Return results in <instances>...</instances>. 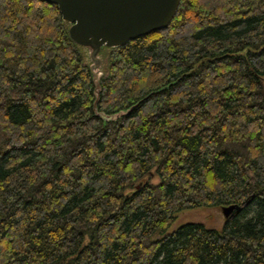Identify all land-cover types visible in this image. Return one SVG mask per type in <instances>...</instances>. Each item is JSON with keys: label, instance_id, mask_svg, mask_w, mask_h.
Returning a JSON list of instances; mask_svg holds the SVG:
<instances>
[{"label": "trees", "instance_id": "1", "mask_svg": "<svg viewBox=\"0 0 264 264\" xmlns=\"http://www.w3.org/2000/svg\"><path fill=\"white\" fill-rule=\"evenodd\" d=\"M68 27L0 0V264H264V0H181L101 47L98 110L132 106L114 121Z\"/></svg>", "mask_w": 264, "mask_h": 264}, {"label": "water", "instance_id": "2", "mask_svg": "<svg viewBox=\"0 0 264 264\" xmlns=\"http://www.w3.org/2000/svg\"><path fill=\"white\" fill-rule=\"evenodd\" d=\"M55 4L68 34L77 45L88 50L89 70L94 85L93 111L104 121H114L128 114L132 106L114 113L99 111L101 47H119L127 41L152 31L166 28L175 17L181 0H42ZM236 204L223 205L221 211L228 217Z\"/></svg>", "mask_w": 264, "mask_h": 264}, {"label": "rangeland", "instance_id": "3", "mask_svg": "<svg viewBox=\"0 0 264 264\" xmlns=\"http://www.w3.org/2000/svg\"><path fill=\"white\" fill-rule=\"evenodd\" d=\"M150 181L156 182L155 176L150 178ZM225 220V217L221 211V207H198L194 209H185L180 211L168 231L176 229L183 223L190 221H198L204 223L208 227L220 228Z\"/></svg>", "mask_w": 264, "mask_h": 264}]
</instances>
